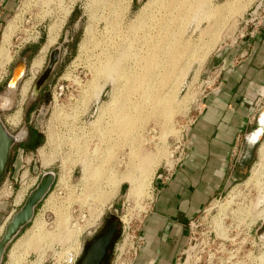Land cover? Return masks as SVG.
Here are the masks:
<instances>
[{"label": "rangeland", "instance_id": "obj_1", "mask_svg": "<svg viewBox=\"0 0 264 264\" xmlns=\"http://www.w3.org/2000/svg\"><path fill=\"white\" fill-rule=\"evenodd\" d=\"M196 1L0 0V48L9 57L0 68L1 95L16 62L24 60L27 65L24 77L9 95L10 109L0 117L12 135L34 131L44 138L35 151L20 155L14 150L11 164L16 167L15 178L5 176L0 183V238L7 218L24 202L15 200L18 192L25 189L26 199L37 177L45 172L56 176L32 221L6 248L1 264H63L64 244L71 235L70 215L75 207L84 205L97 218L105 209L99 231L120 220L110 264L116 257L131 258L132 251L128 253L124 246L137 241L140 221L156 183L162 180L158 176H165L177 162L180 144L185 153L187 132L202 102L216 88L217 71L204 74L209 59L217 50L254 34L264 17V0H234L231 5H226V0H200L206 4L199 9ZM208 9L214 15H208ZM9 26L14 31L3 46V34ZM51 26H59V33L56 42L47 45ZM55 48L59 49L58 62L39 94L33 96V87ZM118 57L122 61L116 75L106 77L99 71L93 78L99 66ZM38 59L43 64L33 77L31 65ZM150 60H158L156 67L147 65ZM24 85H28L25 96ZM123 115L128 121L121 126ZM11 117L16 118L15 125H10ZM96 121L102 125L99 131ZM49 133L53 134L50 142ZM73 142L90 151L95 149L88 166L101 167V177L83 180L82 164L73 158ZM258 149L255 146L239 154L240 173L232 169L237 180L195 220L192 242L180 264L197 258L200 264H207L210 254L216 258L213 264H225L232 251L236 257L232 264H256L246 255L251 251L256 258L264 251L259 240L264 241V179L258 183L252 177ZM43 156L49 159L46 167L42 166ZM31 165L34 171L26 178ZM139 165L142 168L138 170ZM67 168L71 172L61 182ZM9 170L13 176L12 166ZM58 179L62 186L56 188ZM136 184L139 189L131 192ZM219 230L233 245L216 239ZM247 233L249 241L242 246Z\"/></svg>", "mask_w": 264, "mask_h": 264}, {"label": "crops", "instance_id": "obj_2", "mask_svg": "<svg viewBox=\"0 0 264 264\" xmlns=\"http://www.w3.org/2000/svg\"><path fill=\"white\" fill-rule=\"evenodd\" d=\"M214 70L216 88L202 102L169 179L156 183L131 264H178L188 248L189 223L237 180L232 169L240 170L239 154L249 150L247 139L264 107L258 105L264 96V17L254 34L211 56L204 74Z\"/></svg>", "mask_w": 264, "mask_h": 264}, {"label": "water", "instance_id": "obj_3", "mask_svg": "<svg viewBox=\"0 0 264 264\" xmlns=\"http://www.w3.org/2000/svg\"><path fill=\"white\" fill-rule=\"evenodd\" d=\"M59 59V49L55 48L50 52L49 60L47 66L38 78L37 82L33 87V96L39 94L43 86L48 81L51 73L54 70ZM26 62L24 60H19L14 65L11 75L6 83V90L4 91L6 94H12L26 72ZM264 113V107L260 112H258V116L256 119V123L254 125V131L250 132V136L253 132L257 131L261 126V115ZM264 127V126H263ZM248 137V136H247ZM264 138V128L263 132L258 139L257 142L249 141L247 138V143L249 145V149H253L255 146H259L260 142ZM19 139L12 136L8 130L6 129L4 123L0 117V181L5 172L9 153L11 147L18 142ZM240 171V170H239ZM238 171V173H240ZM55 174L53 172H45L41 176L39 182L35 186L33 190L29 192L26 199L24 200L22 206L18 211L14 212L9 220L4 225V231L0 238V264L2 263L3 256L5 254L6 248L9 244L13 242V240L19 235L21 230L27 226L34 217V212L36 207L44 200V198L48 195L52 185L55 181ZM120 227V220L112 221L107 224L104 232L97 238H95L90 244L89 248L85 251L80 264H102L104 259L106 258L107 252L113 247L114 239L117 233V230ZM264 237V229L263 235ZM91 241L89 238L87 242Z\"/></svg>", "mask_w": 264, "mask_h": 264}, {"label": "bare ground", "instance_id": "obj_4", "mask_svg": "<svg viewBox=\"0 0 264 264\" xmlns=\"http://www.w3.org/2000/svg\"><path fill=\"white\" fill-rule=\"evenodd\" d=\"M234 0H226L225 1V4L226 5H231V3L233 2ZM152 1H149V4L151 3ZM196 4V6H197V8L199 9L200 7H203V5L204 4H206V1H204V3L202 4L201 3V1L200 0H197L196 2H195ZM208 5V4H207ZM224 5V4H223ZM225 5V6H226ZM206 6V5H205ZM228 7V6H227ZM197 11V10H196ZM194 12H195V10H194ZM212 12H214V11H212ZM211 12V10L210 9H208V15H214V13H212ZM66 14V13H65ZM206 14V13H205ZM206 16V15H205ZM209 17V16H208ZM209 19V18H208ZM59 26H51L49 29H48V32H47V45H52V44H54L55 42H56V39H57V37H58V33H59ZM13 31H14V27L13 26H9L8 28H7V30L4 32V34H3V38H4V41H3V46H4V44L7 42V40L9 39V37H10V35L13 33ZM88 33V32H87ZM86 33V34H87ZM214 33V32H213ZM88 34H90V33H88ZM181 42V41H180ZM182 43V42H181ZM187 43H185V45H186ZM178 45H181L180 43L178 44ZM188 45H189V42H188ZM187 45V46H188ZM47 47V46H46ZM83 47V46H82ZM156 48V47H155ZM162 48V47H161ZM170 48V47H169ZM168 49V48H167ZM157 50H160L161 51V49H157ZM164 51H166L165 49H164ZM163 51V52H164ZM168 52H169V50H168ZM44 54V53H43ZM119 58V57H118ZM122 58H119V59H117V60H115V62H106V61H104V62H106L104 65H102L101 67L99 66V68L97 69V70H95V74H94V77L93 78H95L96 79V75H97V73L99 72V71H101V73H104V75L106 76V77H111L112 75H116L117 73V67H119V65H120V63H121V60ZM152 59V58H151ZM153 59H155V58H153ZM157 59V58H156ZM43 60V59H42ZM107 60V59H106ZM8 61H9V57H8V55L5 53V51H4V49H3V47H1L0 48V68H3V66L6 64V63H8ZM112 61H114L113 59H112ZM158 61V60H157ZM156 60H150V65L149 64H147L148 66H151V67H156L155 65H157V62ZM42 62L41 61H39V59L38 60H33V62H32V65H31V72H32V74H33V77L36 75V73L41 69V67H42ZM159 65V64H158ZM153 69V68H152ZM143 75H146V74H143ZM142 75V77H143V79L142 80H144L145 79V77ZM92 78V79H93ZM126 78H128V77H126ZM137 78V77H136ZM136 78H134L135 80H136ZM133 79V80H134ZM139 79V78H138ZM147 79V78H146ZM133 80H130V81H133ZM94 81H96V80H94ZM137 81H139V80H137ZM92 82V81H91ZM134 82V81H133ZM141 82V81H140ZM139 82V83H140ZM143 82V81H142ZM141 82V83H142ZM147 82V81H146ZM132 83V82H131ZM134 83H137L136 81L134 82ZM138 83V84H139ZM91 84V83H90ZM125 85V84H124ZM24 86H26V88H25V90L23 91L24 92V96H25V94H26V92H27V87H28V85H24ZM90 86V85H89ZM88 86V87H89ZM92 86V85H91ZM137 86V85H136ZM139 86V85H138ZM137 86V87H138ZM24 88V87H23ZM97 88V87H96ZM89 90V89H88ZM97 91V90H96ZM89 92V91H88ZM97 92H100V89H98V91ZM96 92V93H97ZM9 95L10 94H6V93H4L3 95H1L0 94V114L2 113V112H4V111H7V110H9L10 109V107H11V100H10V97H9ZM96 95V94H95ZM94 95V96H95ZM99 97V96H98ZM113 98H114V96H113ZM112 98V100H114ZM111 104H113V102H111ZM110 105V104H109ZM105 106V105H104ZM110 106H112V105H110ZM106 107H107V105H106ZM103 108V107H102ZM105 108V107H104ZM103 108V110L105 111V109ZM119 110V109H118ZM101 113V112H100ZM103 114H105V113H103ZM124 114V113H123ZM113 115V114H112ZM100 116H103L102 114H100ZM124 116V115H123ZM99 118V117H98ZM101 118H103V117H101ZM114 118V117H113ZM100 119V118H99ZM98 119V120H99ZM112 119V118H111ZM127 118L124 116L123 118H121V121H120V124L122 123V125L121 126H123V124H125L126 123V121H128V120H126ZM120 120V119H119ZM108 121V120H107ZM103 122V121H102ZM260 124H261V126L259 127V129L257 130V131H255L252 135H251V141L252 142H257L258 141V139L260 138V136H261V134H262V132H263V126H264V113L261 115V119H260ZM9 123H10V125H15L16 124V118H13V117H11V119H9ZM96 123H99V121H96L95 122V124ZM100 124H102L101 122H100ZM127 124V123H126ZM125 124V125H126ZM129 124V123H128ZM131 124V123H130ZM97 125V124H96ZM124 125V126H125ZM101 128H102V125L101 126H98L97 125V129H98V131L99 130H101ZM105 128H106V126H105ZM128 128V127H127ZM126 128V129H127ZM121 129H122V127H121ZM123 130V129H122ZM125 130V129H124ZM129 130V129H128ZM98 131H96V132H98ZM104 131V130H103ZM105 132H106V130H105ZM107 133V132H106ZM110 133V132H109ZM24 135V133H20L18 136H16L15 138H17V139H20V137H22ZM103 135V134H102ZM99 138V137H98ZM124 138V137H123ZM79 139V138H78ZM48 140H49V142L50 141H52L53 140V134L52 133H49V135H48ZM127 140V139H126ZM263 141H261L260 142V146H258L259 147V149H258V160H257V163L254 165V168H253V171H252V177L254 176V178L256 177L257 178V182L259 183V181L261 180V179H264V139H262ZM80 141V140H79ZM133 142V141H132ZM86 143V142H85ZM97 143V142H96ZM80 144H81V141H80ZM56 145V144H55ZM72 145H73V148L75 149V154L76 155H74L73 156V158H77V159H75L74 161H80V163L82 164V171H83V176H82V178H83V180H88L89 178L88 177H90V179H92V178H95V177H101L100 175L103 173L102 171H101V167H94L93 169L91 168V169H89L90 168V166H88V165H90L89 164V162H90V159H91V157H93V152L95 151V149H92V151H90V148L88 149V148H84V147H82V146H80V145H78V143H76V142H73L72 143ZM100 146V145H99ZM72 148V149H73ZM97 149H98V147H97ZM108 151V150H107ZM134 151V150H133ZM133 151H132V153H133ZM55 154V153H54ZM53 154V155H54ZM97 154V153H96ZM102 154V153H101ZM134 154H136V153H134ZM108 155V154H107ZM48 156V155H47ZM51 156V155H50ZM104 156H105V154H104ZM133 156V155H132ZM106 157V156H105ZM105 157H103V158H105ZM49 158V157H48ZM52 158V157H51ZM50 158V159H51ZM67 158V157H66ZM71 158V157H70ZM102 158V157H101ZM102 158V159H103ZM107 158V157H106ZM99 159V158H98ZM113 159V158H112ZM49 159H47L46 157H42V166L43 167H46V166H48V164H49V161H48ZM62 160H64V159H62ZM66 160V159H65ZM64 160V161H65ZM68 160V159H67ZM66 160V161H67ZM63 161V162H64ZM73 161V160H72ZM102 162V161H101ZM141 162V161H140ZM79 163V162H78ZM91 163V162H90ZM71 164V163H70ZM69 164V165H70ZM64 165H65V163H64ZM133 166V165H132ZM135 166V165H134ZM91 167H93L92 165H91ZM141 166L139 165V167H138V170H139V168H140ZM134 168V167H133ZM142 168V167H141ZM141 170V169H140ZM109 171V170H108ZM142 171V170H141ZM70 172H71V170L70 169H65L64 170V172L62 173V175H61V178H59L60 179V181L61 182H64V180H67L66 178H68L66 175H68L69 176V174H70ZM129 174H132V173H129ZM128 175V174H127ZM126 176V175H125ZM132 176V175H131ZM130 176V177H131ZM88 178V179H87ZM134 178V177H133ZM136 179V178H135ZM145 179V178H144ZM147 179V178H146ZM126 180V179H125ZM128 180H130V179H128ZM250 180V179H249ZM248 180V181H249ZM256 180V179H255ZM59 181V182H60ZM262 181V180H261ZM87 182V181H86ZM144 182V181H143ZM146 182V181H145ZM144 182V183H145ZM256 183V182H255ZM35 184V181H34V183H33V185ZM63 184V183H62ZM134 184H135V182H134ZM140 184V183H139ZM148 184V183H147ZM142 185V184H141ZM143 185H146V184H143ZM142 185V186H143ZM260 185H262L261 183H260ZM259 185V186H260ZM135 186H137V184L136 185H133V187H132V189H131V192L133 191V192H135V191H137L139 188L137 187V189H136V187ZM141 186V187H142ZM26 187V186H25ZM131 188V187H130ZM144 188V187H143ZM142 188V189H143ZM142 189H140V190H142ZM24 192H25V189H22L21 191H19L18 192V194H17V196H16V199L15 200H17V203L18 202H21V201H24L25 199H24ZM94 192H92L91 194H93ZM129 193V192H128ZM99 194V193H98ZM130 194V193H129ZM28 195V194H27ZM27 195H26V197H27ZM88 196V195H87ZM98 196V195H97ZM99 197V196H98ZM107 197H109L110 198V195L108 196L107 195ZM108 198V199H109ZM24 199V200H23ZM101 199V198H100ZM108 199H104V201L106 202ZM14 200V201H15ZM48 202V201H47ZM102 202H103V200H102ZM102 212V211H101ZM104 212V211H103ZM57 213V212H56ZM258 215V214H257ZM260 215H261V213H260ZM63 216V215H62ZM98 217V215H96L95 217H94V221H93V223H95L99 218H97ZM258 217V216H257ZM264 218V217H263ZM63 219V218H62ZM7 220H9V217L7 218ZM60 220V219H59ZM65 220V219H64ZM6 221V220H5ZM60 222V221H59ZM62 222V221H61ZM65 222H66V220H65ZM58 224V223H57ZM65 225H67V224H65ZM58 226V225H57ZM64 226V225H63ZM63 229V228H62ZM65 230V229H64ZM67 230V229H66ZM68 231V230H67ZM51 234V233H50ZM64 234V233H63ZM62 234V235H63ZM72 234V233H71ZM64 236H66V235H64ZM40 237H41V235H40ZM39 237V238H40ZM215 237H216V239H218V240H220V241H224V242H230L231 244H232V241L233 240H231V239H227L226 238V236H225V233L224 232H222L221 230H219L218 231V235H216L215 234ZM45 238V237H44ZM248 238H249V235H248V233L246 234V237H245V239H243V242L241 243V245L243 246V245H246L247 244V242L249 241L248 240ZM24 240V239H23ZM259 240H260V242H261V244H264V241H262L261 239H260V237H259ZM27 241V240H26ZM30 241V239L28 240V242ZM19 243H21V242H19ZM22 244V243H21ZM233 245V244H232ZM251 247H254L255 246V242L254 241H251ZM16 246V245H15ZM239 249H241V247H239ZM237 251H239V250H237ZM233 251L232 252H229V254H228V261L227 262H231L232 260H234L236 257L233 255ZM246 257L247 258H251V259H253L254 261H255V263L256 264H264V251H263V253L261 254V255H259L258 257H256V258H252V252L251 251H249L248 253H247V255H246ZM236 264H243V262H236Z\"/></svg>", "mask_w": 264, "mask_h": 264}, {"label": "built area", "instance_id": "obj_5", "mask_svg": "<svg viewBox=\"0 0 264 264\" xmlns=\"http://www.w3.org/2000/svg\"><path fill=\"white\" fill-rule=\"evenodd\" d=\"M258 105L263 107L264 96L261 98ZM176 154L178 155L177 161H179L184 154V148L182 144L179 145ZM234 167H235L234 165H231V168H234ZM170 173H171V168L166 170L165 176H162V175L158 176V179H162L161 181L163 182L167 181L169 179ZM60 186L62 185L60 184L59 179H58L55 187L57 188ZM90 212H91L90 208L88 206L86 207L85 205L80 206V207H75L72 210V213L70 215V219L68 222V227H69L68 230H70L72 234L67 237L65 244H64L66 248H65V251L63 252L64 253L63 254V264H76V262L78 261V259L80 258L82 254L83 246H84L86 239L93 237L96 234V232L99 230L102 224L103 217H104V212L95 223H93V221L95 220L94 219L95 215H92ZM195 222L196 221H192L188 225L189 231H190V239L188 243V248L192 242L191 234H192V230H193ZM123 244H125L124 241H123ZM124 247H127L128 253L132 251L131 258L121 259L120 257H116L113 264H131L134 258L136 257L137 251H138L137 241L136 242L133 241L132 244H127ZM252 258H255V257H252ZM215 259L216 258L214 254L208 255L207 264H213ZM217 260L219 262L220 258H217ZM251 260L255 262L253 259ZM227 261H228V257L225 260V264H232L231 262H227ZM180 262H181V258L178 261V264H180ZM190 264H200V258L191 260Z\"/></svg>", "mask_w": 264, "mask_h": 264}, {"label": "flooded vegetation", "instance_id": "obj_6", "mask_svg": "<svg viewBox=\"0 0 264 264\" xmlns=\"http://www.w3.org/2000/svg\"><path fill=\"white\" fill-rule=\"evenodd\" d=\"M12 72V71H11ZM22 131H20V132H18V133H15V135H12V136H14V137H16V136H18L20 133H21ZM34 134V131H28L27 133H25L24 132V135L22 136V137H20V139H19V141L18 142H16L12 147H11V149H10V153H9V158H8V163H7V166H6V169H5V172H4V174H3V176H2V179H1V181L5 178V176H7V178H12L13 180H14V175H15V172H16V167H15V165L14 164H11V162H12V158H13V154H14V150H17V154H20V155H22V154H25V153H27V152H31L32 150H29L28 151V149H26V145H31L32 144V139H33V135ZM23 139V140H22ZM17 147V148H16ZM10 166H12V168H13V176H12V172L9 170V168H10ZM33 171H34V167L31 165V166H29L28 168H27V172H25L26 173V178H27V176L30 174V173H33ZM37 180V182H39L38 180H40V177H37L36 178ZM1 181H0V183H1ZM35 181V186L37 185V182ZM53 186V185H52ZM1 217V216H0ZM110 223V222H109ZM107 226V225H106ZM106 226H105V228H106ZM104 228V229H105ZM120 228V227H119ZM104 229L103 230H98L97 232H96V234L91 238V241H89V242H87V240L85 241V243H84V246H83V251H82V254H81V256H80V258L78 259V261L76 262V264H80V262H81V260H82V257H83V255H84V253H85V251L89 248V246H90V244L92 243V241L95 239V238H97V237H99L103 232H104ZM119 233H120V229H118L117 230V233H116V236H115V239H114V245H113V247L107 252V255H106V258L104 259V261L102 262V264H110V262H111V255L113 254V251H114V249H115V246L117 245V242H118V235H119Z\"/></svg>", "mask_w": 264, "mask_h": 264}, {"label": "trees", "instance_id": "obj_7", "mask_svg": "<svg viewBox=\"0 0 264 264\" xmlns=\"http://www.w3.org/2000/svg\"><path fill=\"white\" fill-rule=\"evenodd\" d=\"M33 135L34 136H33V139H32V144L31 145L28 144V145L25 146L26 149H28V151L29 150L35 151L36 148H38L39 146H41L43 144V142H44L43 136L40 135L39 133L34 132Z\"/></svg>", "mask_w": 264, "mask_h": 264}]
</instances>
